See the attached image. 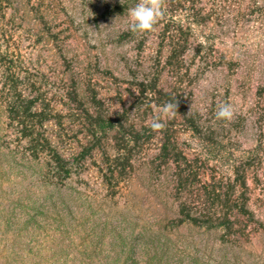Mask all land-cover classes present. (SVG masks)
<instances>
[{
    "label": "rangeland",
    "instance_id": "obj_1",
    "mask_svg": "<svg viewBox=\"0 0 264 264\" xmlns=\"http://www.w3.org/2000/svg\"><path fill=\"white\" fill-rule=\"evenodd\" d=\"M117 1L0 0V264H264V0H201L207 21L194 26L179 74L163 70L159 30L122 37L128 12L108 15ZM158 72L161 88L175 90L225 145L224 160L210 159L202 140L177 120L181 149L192 159L209 158L208 176L211 168L231 175L229 161L258 153L248 183L259 223L241 218L245 234L226 241L221 230L177 226L175 167L159 168L156 160L160 131L136 148L115 197L102 173L104 150L116 153L113 143L105 139L103 148L80 157L91 139L71 92L91 110L94 94L103 110L123 112L134 105L138 81ZM15 85L27 95L40 88L65 116L62 125L47 123L59 151L73 162L81 158L64 188L46 183L45 162L30 158L17 138L8 116ZM223 102L237 113L227 125L215 115ZM147 108H133L139 126L156 118Z\"/></svg>",
    "mask_w": 264,
    "mask_h": 264
},
{
    "label": "trees",
    "instance_id": "obj_2",
    "mask_svg": "<svg viewBox=\"0 0 264 264\" xmlns=\"http://www.w3.org/2000/svg\"><path fill=\"white\" fill-rule=\"evenodd\" d=\"M137 2L138 0H119L108 11V15H125ZM200 4L201 0H168L165 15L157 26V30L160 31V52L164 57V61H161L163 70L170 68L176 74L183 70L185 55L191 46L194 26L207 21ZM139 34L129 29L122 37L131 38ZM229 64L232 65L231 62ZM161 74L158 72L150 81H138L136 93H132L135 99L134 105L123 112L111 113L103 110L94 94L92 101L95 108L91 110L79 99L76 90L71 92L70 100L78 105L79 116L88 127L91 139V145L86 147V151L82 152L80 157L85 159L86 155L97 146L103 148L105 139L113 143L116 153L111 154L104 150L105 168L102 169V173L108 194L115 197L119 192L122 176L132 167L134 151L143 146L145 138L152 136L151 127L144 124L139 126L137 120L131 118L134 107L140 112L143 105L147 104L148 108L144 113L151 112L155 117H160L165 125L160 131L162 142L156 160L160 161L159 168L168 164L175 167L177 226L189 225L209 231L221 230L224 231L223 239L226 241L239 232L245 234L244 229L240 231L241 229L237 227L241 218H246L251 223H259L255 213L250 209L248 183L251 172H258L254 170L257 166L258 153L229 161L231 175L219 176L217 169L211 168L209 169L211 176H208L205 168L207 166L210 168L208 164L211 162L210 159L221 161L225 159L223 154L225 145L215 137L213 130H205L197 114L189 113L187 105L175 90L161 88ZM33 87L37 94L27 95L15 85V92L8 101L9 120L15 128L19 142L25 144L26 154L28 153L34 160L45 162L46 183L57 189L64 188L75 174L76 165L81 158L73 162L59 151L48 134L47 123L55 120L62 125L65 116L52 107L40 88L34 85ZM168 102L177 103V114L169 115V118L171 116L169 122L163 118V113L155 112V109ZM180 118L182 124L206 145V152L212 156L210 159L203 160L201 157L192 159L181 149L175 134V126Z\"/></svg>",
    "mask_w": 264,
    "mask_h": 264
},
{
    "label": "clouds",
    "instance_id": "obj_3",
    "mask_svg": "<svg viewBox=\"0 0 264 264\" xmlns=\"http://www.w3.org/2000/svg\"><path fill=\"white\" fill-rule=\"evenodd\" d=\"M168 6V0H138L134 7L128 9L130 20L129 29L134 33L151 34L157 30L160 20L165 15ZM177 103L168 102L158 108V111L167 115L177 114ZM216 119L230 124L236 118L237 113L229 102H223L218 105ZM165 127L160 117H156L151 122L153 131H161Z\"/></svg>",
    "mask_w": 264,
    "mask_h": 264
}]
</instances>
